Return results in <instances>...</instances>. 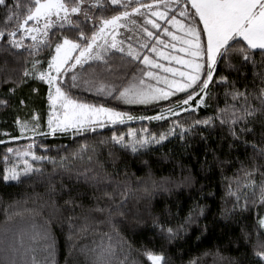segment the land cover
Masks as SVG:
<instances>
[{
  "label": "trees",
  "instance_id": "1",
  "mask_svg": "<svg viewBox=\"0 0 264 264\" xmlns=\"http://www.w3.org/2000/svg\"><path fill=\"white\" fill-rule=\"evenodd\" d=\"M148 1L151 0H141ZM6 2L11 5L14 0ZM20 3L26 5L27 0ZM100 5L92 7L89 0L88 11L96 20L122 10L108 0H100ZM5 14L0 6V27L6 26ZM77 17L80 28L90 35L94 20ZM61 34L75 38L77 31L67 24L63 29L57 25L50 31L51 48L41 47L38 51L15 48L0 39V101H7L0 104V264H32L34 255L43 264L48 257L44 250L46 241L32 237L44 228L55 241L54 264H93V250L102 237L106 244L108 236L113 244L123 241L115 259L127 258L128 264L134 260L145 264L141 253L146 248L162 252L167 264H264L255 255L264 251L258 246V241L264 242V228L259 225L264 156L257 151L264 147V114L258 113L251 120L253 131L234 138L228 125L216 118L219 109L233 103L230 95L225 96L231 85L213 82L205 103L196 106L202 94L196 88L198 95L190 101L195 106L176 115L164 110L175 107L192 90L166 104L133 108L129 115L135 119H125L123 123L90 128L76 135L70 131L46 134L48 86L35 76L24 77L23 72L26 68L31 70L34 60L46 68ZM253 55L255 63L243 65L238 55L218 59L214 81L226 76L241 91L247 85L249 91L259 94L258 86H264V58L258 50ZM21 79L23 83H14ZM71 94L93 101L82 93L71 90ZM251 103L260 106L255 98ZM162 112L164 119H141ZM34 114L39 116L40 127L35 134L29 131L21 135L17 120L31 123ZM207 117H213L212 123H193ZM174 121L190 130L181 138L177 127L174 134L159 140L160 133L166 132ZM129 129L136 130L135 136L128 135ZM113 133L123 134L125 144L113 141ZM152 134L158 143L137 145L136 151L128 145L129 141ZM29 144L37 156L49 159L17 157L16 150L28 151ZM9 148L14 151L7 152ZM24 159L39 171L21 172L18 180L5 181V168L20 170ZM253 167L259 168L251 177L256 181L255 191L245 179V172ZM113 189L124 193L123 197L115 196V204L103 196ZM109 205L113 209L111 216ZM98 208L106 211L101 213ZM159 224L178 229L175 237L169 239L161 233Z\"/></svg>",
  "mask_w": 264,
  "mask_h": 264
},
{
  "label": "snow or ice",
  "instance_id": "2",
  "mask_svg": "<svg viewBox=\"0 0 264 264\" xmlns=\"http://www.w3.org/2000/svg\"><path fill=\"white\" fill-rule=\"evenodd\" d=\"M108 3L120 7L122 10L107 18L101 16L97 21L88 11L89 0H27L26 5H22L20 0H14L11 5L6 0H0V6L6 10V26L0 27V39H5L9 45L15 48H23V41L26 37H30L33 41L29 47L34 51H38L41 47L51 48L53 41L49 38L50 31L54 30L57 25L63 29L67 24L71 29L77 31L75 38L63 34L56 38L54 53L47 59L46 68L43 67L41 61L34 60L31 70L26 68L23 72L24 77L35 76L48 86L49 111L46 134L55 135L57 132L67 133L70 131L76 135L90 128L93 130L96 127L103 128L106 122L116 124L117 122L123 123L125 118L135 119L125 112L117 111L115 108L106 107L103 104L85 103L74 98L71 94L73 88L79 87L76 83L79 79L76 73L78 66L83 67L89 61H101L111 75L114 69L112 62L106 59V56L108 54L115 56L116 52L113 50L121 54V62H138L149 68L163 69L164 72L172 73L179 78L169 79L167 76H161L159 72L141 68L138 74L132 75L127 84L124 83V80L127 79L126 75L112 76L111 80H96L94 78L92 82L85 81L89 84L90 89L95 87L97 92H102L106 96H114L115 99L130 104H147L167 99L176 92H185L191 89L192 92L186 95V99L178 101L175 107L164 110L169 115H176V108L180 112H184L187 111L185 105L189 108L192 107L189 102L192 101L193 96L198 95L196 88H199L202 93L196 102L198 107L205 103L204 98L209 94L210 83L230 84L231 87L226 89L225 96L230 95L233 103L226 104L224 108L219 109L216 118L220 119L221 124L228 125L230 134L236 139L253 131L250 127L251 120L258 113L264 114V86H258L259 94L249 91L247 85L241 91L235 87V82H230L226 76H219L214 81V72L218 59L228 60L230 57L238 55L242 65L249 61L255 63L253 53L257 50L264 58V0H183V2L181 0H151V3H143L141 0H108ZM173 4L180 9L178 15L181 19H177L175 14H170V5ZM91 6L102 7L100 0H91ZM74 14L83 16L84 21L94 20V30L90 35L80 28L79 17L76 20L73 19ZM134 16L142 18L143 23H138L137 19L133 18ZM201 23L202 27L199 26ZM129 24L133 25L132 31L135 33V37L126 36L125 40H118L119 29L127 28ZM168 25L174 26L184 35H176L174 31L169 30ZM156 30L161 31L157 32ZM163 34L171 37L172 41H179L182 47L178 50L184 55H172L158 47L160 45L170 49L177 48V44L174 42L166 44L165 40L161 38ZM126 41L128 42L125 47ZM149 53H154L165 60L175 61L178 65L185 66L187 71L167 67L161 64L159 59H153ZM67 76H71L70 82L66 80ZM146 78H151L156 83H149ZM161 81L165 86H157ZM23 82L21 79L14 83L18 85ZM261 84L264 85V74L261 75ZM10 91H14V89H10ZM252 98L259 102V107L251 103ZM6 103L7 101H0V104ZM21 103L23 104L24 101L22 100ZM141 119L161 120L164 119V114L162 112L152 117H141ZM38 121L39 116L36 114L33 115L31 123L18 119L17 124L21 135L29 131L35 134L36 129L40 127ZM212 121L213 117H207L193 123L207 125ZM237 125L241 126L237 128ZM177 127L180 129L181 138L185 131L190 130L178 121H174L166 132L160 133L159 140H164L168 135L174 134ZM135 131L129 129L128 135L135 136ZM142 131L147 132V129ZM40 134L44 135L45 133ZM112 140L125 144L123 134L117 136L113 133ZM152 141L159 142L156 140L155 134L129 141L128 145L132 147L133 151H136L137 145L143 147ZM244 143H248V141H244ZM32 146L29 144V150L25 152L16 150L17 157H32L36 161L49 159L37 156L35 152L31 151ZM253 147L256 148V145ZM13 151L12 148L7 149V152ZM257 151L261 156H264V147L257 148ZM33 170L39 171V169H34V165L28 159H24L23 168L20 170H17L16 167L5 168L3 179L5 181L18 180L21 172L28 173ZM256 171H259V168L253 167L250 171L245 172V179L253 186L254 191L256 181L251 177ZM104 179L109 178L105 177ZM259 193L260 201L264 202V182L259 185ZM116 195L123 197L124 193H117L116 189H113V192L105 191L103 193V196L111 200L113 204L117 203ZM238 199L239 197H237ZM97 211L103 213L106 209L98 208ZM107 211L111 216L113 211L111 205L108 206ZM97 223H103V221ZM259 225L264 228V217L260 218ZM157 226L161 233L168 235L169 239L175 237L178 231L171 226L165 227L163 224ZM105 235L107 236V234ZM32 238L46 241L44 250L48 252V257L45 258L43 264H54L55 241L51 238L49 231L44 228L36 232ZM107 239L108 242L105 244L102 237L101 243L93 250L95 252L93 264H128L127 258L121 261L115 259L117 249L122 248L123 241L113 244L111 236H108ZM258 246L264 248V242L258 241ZM141 255L145 258V264L148 262L150 264H167L162 252L146 248ZM255 255L261 262H264V251H258ZM32 264H41L35 255L32 257ZM132 264H142V262L134 260ZM190 264H196V261H192Z\"/></svg>",
  "mask_w": 264,
  "mask_h": 264
},
{
  "label": "rangeland",
  "instance_id": "3",
  "mask_svg": "<svg viewBox=\"0 0 264 264\" xmlns=\"http://www.w3.org/2000/svg\"><path fill=\"white\" fill-rule=\"evenodd\" d=\"M182 2H183V0H182ZM170 7H175V6L173 4V5H170ZM75 16H80V15L74 14L73 15L74 20H76ZM80 17H82V16H80ZM133 18L137 19L138 23H143L142 18H140L138 16H134ZM158 22L163 23L162 21H159V20H158ZM132 28H133V25H131V24H129L127 28L121 27L119 29V34L117 36V39L118 40H125L126 36L135 37V33L132 31ZM149 28H151L150 25H149ZM169 30H170V28H169ZM156 31L160 32L161 30H156ZM176 35L181 36L177 33H176ZM161 38L165 40L166 44L173 43V42L177 44L176 49H170L168 47H163V46L158 45V47H161L164 52L170 53L172 55H184L183 53H180L178 50L180 47H182V44L179 41H172L171 37H168L167 34H163ZM127 42L128 41L125 42V47H126ZM32 43H33V41L31 40L30 37H26L23 41L24 47H29V45H31ZM113 52H116L115 56H112L111 54H108L106 56V59H109L112 62V68L114 69V71L111 73V75L106 70V66L104 65V63L101 61H89L83 67L78 66L76 73H77L79 79L77 80L76 83L79 85V87L73 88L72 91L85 94L90 99L92 98L93 101H91V100L85 101V100L80 99L78 97H74V98H78L85 103L103 104L106 107L115 108L117 111L125 112V113L129 114V111L133 108L144 109V108L151 106V105H154V104H162V103L166 104L167 102L173 101L174 98H177L182 94V92H176L174 95L168 97L167 99L152 101V102L147 103V104H142V103L130 104V103H125L122 100H117L114 98V96H106L102 92H97L95 90V87L90 89L89 84L85 83V81L92 82L94 78L96 80H111L112 76H125L126 75L127 79H125L126 80L125 84H127L131 80L132 75L134 73L138 74L139 70L141 68H144L145 70H151V71L159 72V74L161 76H167L169 79H178L179 78L178 76H176L172 73L164 72L163 69L149 68L148 66L143 65V64L138 63V62H131V63H128L127 61L121 62V60H120L121 54L119 52H117L116 50H113ZM149 55L153 59H159L160 63L164 64L167 67H173V68H178L181 71H187V68L185 66L178 65L175 61L165 60L163 57H158L154 53H149ZM185 58H187V57L185 56ZM141 59H142V56H141ZM146 79L148 80L149 83H153V84L156 83V81L152 80L151 78H146ZM66 80H68L70 82L71 76H67ZM117 82L119 83V81H117ZM157 86L163 87L165 85L161 81ZM195 87L196 86L194 85V88ZM189 90H191V89H188L186 91H189ZM190 104L192 105V107L195 106L192 103H190ZM184 107L189 109V107L187 105H185ZM175 111L178 112L179 109L176 108ZM125 119H127V118H125ZM106 124H111V123L106 122L105 125ZM260 216L264 217V202H262V201L260 203Z\"/></svg>",
  "mask_w": 264,
  "mask_h": 264
},
{
  "label": "crops",
  "instance_id": "4",
  "mask_svg": "<svg viewBox=\"0 0 264 264\" xmlns=\"http://www.w3.org/2000/svg\"><path fill=\"white\" fill-rule=\"evenodd\" d=\"M182 2V0H181ZM146 3H151V1H148ZM180 9L177 7H170V14H175L177 15V19H180L181 17L178 15ZM98 21V20H97ZM185 23H187V21H185ZM98 26V24H97ZM168 27L170 28V31H174L175 33L179 34V35H184L183 33H181L177 28H175L172 25H168ZM201 27H202V23H201ZM204 39H206V36L204 37ZM194 87V86H193Z\"/></svg>",
  "mask_w": 264,
  "mask_h": 264
}]
</instances>
